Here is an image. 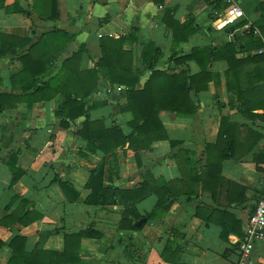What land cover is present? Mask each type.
Returning <instances> with one entry per match:
<instances>
[{"label": "crops", "instance_id": "obj_1", "mask_svg": "<svg viewBox=\"0 0 264 264\" xmlns=\"http://www.w3.org/2000/svg\"><path fill=\"white\" fill-rule=\"evenodd\" d=\"M1 3L0 35L30 40L35 45L32 57L43 59L48 71L33 78L16 55H2L0 95H27L35 81L43 84L55 77L63 61L77 52L80 58L67 75L82 78L79 73L95 69L101 43L110 38H126L121 51L130 55L114 58L120 69L128 68L130 59L136 89L153 71L199 73L193 59L181 60L195 47L232 44L233 55L222 50L209 58L211 79L191 90L197 106L191 117L156 111L167 139L153 141L146 149L127 144L104 153L98 142L80 137L85 120L102 121L105 128H118L126 136L133 132L128 126L132 114L121 110L129 88L111 87L101 74L97 88L85 99L86 115L74 120L62 115L61 95L33 105L24 101L9 107L6 102L8 108L0 110V221L12 211L30 210L42 217L28 226L7 220L0 225V264H8V243L16 235L27 239L26 252L61 253L66 235L79 232L89 233L76 252L82 264H237L247 217L257 198H264V0ZM15 4L29 16L7 9ZM233 5L244 16L218 28L216 19ZM166 8L175 22L191 30L187 40H174L172 27L163 22ZM76 81L79 87L86 82ZM224 152L217 174L211 165ZM13 158L24 176L11 185L13 174L5 162ZM100 169L104 188L139 191L140 199L110 192L105 203L90 204L100 198L86 186ZM160 179L170 196L177 195L163 215L151 191ZM59 182L79 194L77 201H68ZM251 252L248 264H264V242Z\"/></svg>", "mask_w": 264, "mask_h": 264}, {"label": "trees", "instance_id": "obj_2", "mask_svg": "<svg viewBox=\"0 0 264 264\" xmlns=\"http://www.w3.org/2000/svg\"><path fill=\"white\" fill-rule=\"evenodd\" d=\"M155 3H162V0H153ZM3 4H0V8ZM12 10L11 12H17L29 16V12L21 7L12 6L7 8ZM172 10L165 9L163 16V22L170 28L172 27V35L174 40L178 39L187 40L190 36V31L187 25L184 23L175 22L172 19ZM167 18H170L169 21ZM174 27H177L176 29ZM178 34L183 36L179 37ZM126 38L121 40L107 39L101 43L102 53L99 60L96 62L95 69L79 75L80 78L73 75H67L68 70L71 69L72 63L80 58L81 52L72 54L66 58L60 66V73L49 81L43 84H37L35 81V89L32 92H26L27 95L16 97L13 94L3 93L0 95V110L13 106L14 104L22 103L26 101L28 104L33 105L35 102L41 100H52L55 96L61 95L63 97L64 109L61 113L66 118L71 120L83 117L87 113L86 98L97 88L99 74L107 79L111 87L120 85L129 88L127 93V104L122 107L123 113H131L132 118L128 123L133 132L126 136L122 130L118 128H105L102 121H88L85 120L78 130L80 137L88 142H98L99 148L104 153H113L115 148H123L127 144L133 148L146 149L153 141L161 139H167L166 130L159 121L156 111L160 109L170 110L175 112L179 116L191 117L197 106L193 98L191 97V90H199L205 87V84L211 79L208 74L209 58L216 56L217 52L222 50H228L231 55L232 44H224L221 47H195L192 49L190 55L183 57L181 60L193 59L197 65L200 66V72L197 74L188 75L186 71H180L178 74H168L164 71H153L148 80L139 89L135 88L137 83L136 74H134L130 67V59L128 68L120 69L122 65L119 64L118 57L124 55H130V52L124 53L121 50L123 42ZM35 45H32L30 40H17L7 35H0V57L2 55H12L18 57L19 61L23 65L25 73L30 74L33 78L48 71L46 63L43 59L33 58L31 51ZM27 49V53H22L24 49ZM116 56V59L114 58ZM228 61V59H227ZM77 71V70H76ZM84 79L86 82H82V86H76L78 83L76 80L81 81ZM8 103V105L6 104ZM99 103L98 105H102ZM97 105V106H98ZM96 106V107H97ZM226 153L221 154L218 157V161L211 166L217 168V174L220 171L221 163L224 160ZM136 161L140 163L139 157L136 156ZM5 164L11 170L13 179L10 184L14 185L24 176V171L19 169L14 158L12 161H6ZM209 170V169H208ZM103 169H100L97 175H94L91 182L87 184L86 188L93 190V196L99 197L100 200L90 204H103L106 202L107 195L111 192L115 197H133L134 199H140V192L134 191L131 193H120L115 189L109 187L104 188L102 186ZM149 179L150 176H149ZM156 188L151 190L158 197L157 206L162 209V215L168 210L173 200L177 198V195H169L167 184L162 179L155 180ZM59 187L63 194L66 195L68 201L75 202L79 198V194L68 184L59 182ZM101 197H103L101 199ZM23 204L26 202L23 201ZM23 209V208H22ZM21 209V210H22ZM42 214L35 211H12L7 217L0 221V225L6 224V220L9 223H17L21 226H28L40 219ZM83 236H89V233H74L66 235L64 242V249L61 253L51 252L49 250H32L31 252L25 251V243L27 239L21 236H14L11 242L8 243L11 249V256L8 264H70L77 263L82 264L80 257L76 253L78 250L79 242ZM71 244H75L73 249ZM1 245V243H0Z\"/></svg>", "mask_w": 264, "mask_h": 264}, {"label": "built area", "instance_id": "obj_3", "mask_svg": "<svg viewBox=\"0 0 264 264\" xmlns=\"http://www.w3.org/2000/svg\"><path fill=\"white\" fill-rule=\"evenodd\" d=\"M244 16L240 7L233 5L228 7L219 18L216 19L217 27H225L234 24ZM264 242V198H257L251 212L247 217L244 234L239 243L240 260L237 264H248L254 245Z\"/></svg>", "mask_w": 264, "mask_h": 264}, {"label": "water", "instance_id": "obj_4", "mask_svg": "<svg viewBox=\"0 0 264 264\" xmlns=\"http://www.w3.org/2000/svg\"><path fill=\"white\" fill-rule=\"evenodd\" d=\"M142 221H144V218H142L137 224H140Z\"/></svg>", "mask_w": 264, "mask_h": 264}]
</instances>
